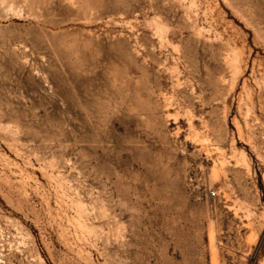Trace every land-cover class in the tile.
<instances>
[{
    "label": "rangeland",
    "instance_id": "374dc122",
    "mask_svg": "<svg viewBox=\"0 0 264 264\" xmlns=\"http://www.w3.org/2000/svg\"><path fill=\"white\" fill-rule=\"evenodd\" d=\"M0 264H264V0H0Z\"/></svg>",
    "mask_w": 264,
    "mask_h": 264
},
{
    "label": "built area",
    "instance_id": "2783aa9c",
    "mask_svg": "<svg viewBox=\"0 0 264 264\" xmlns=\"http://www.w3.org/2000/svg\"><path fill=\"white\" fill-rule=\"evenodd\" d=\"M209 195L212 196V197H215V196H216V192L211 191V192L209 193Z\"/></svg>",
    "mask_w": 264,
    "mask_h": 264
}]
</instances>
